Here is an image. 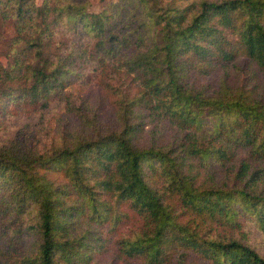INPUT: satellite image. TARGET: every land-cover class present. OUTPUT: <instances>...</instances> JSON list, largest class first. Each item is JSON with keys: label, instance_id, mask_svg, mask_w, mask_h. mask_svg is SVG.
Wrapping results in <instances>:
<instances>
[{"label": "trees", "instance_id": "16d2710c", "mask_svg": "<svg viewBox=\"0 0 264 264\" xmlns=\"http://www.w3.org/2000/svg\"><path fill=\"white\" fill-rule=\"evenodd\" d=\"M176 1L161 10L109 0L94 10L78 0H0L15 33L0 59V115L45 107L81 83L85 51L59 44L53 53L61 28L81 29L114 59L108 66L139 78L115 100L113 123L89 108L76 113L80 125L41 118L0 146V264H264L242 225L254 218L264 231V95L226 77L240 53L264 71V0ZM242 150L261 163L241 158L221 185L199 178ZM129 213L131 229L113 238ZM83 214L105 233L80 225ZM33 231L38 247L24 252Z\"/></svg>", "mask_w": 264, "mask_h": 264}, {"label": "rangeland", "instance_id": "374dc122", "mask_svg": "<svg viewBox=\"0 0 264 264\" xmlns=\"http://www.w3.org/2000/svg\"><path fill=\"white\" fill-rule=\"evenodd\" d=\"M43 0H36L37 4H41ZM85 2L90 9L97 10L102 6H105L109 0H78ZM150 4L153 5L154 9H164L171 3H176V0H148ZM201 0H184L180 1L181 4L190 5L194 3V7L198 6ZM131 5V4H129ZM134 11L130 6L124 7L123 11ZM135 12H137L135 10ZM136 14L133 13V18ZM131 25H134L131 24ZM131 27L123 28L122 31H130ZM13 23L10 19H3L0 17V59L3 63L7 61L11 53V38L14 35ZM56 39L58 40L57 45L53 49V53H59L62 51L59 49V44L62 46L75 45L80 50L85 51L86 60L81 64V67L85 73L83 78H79L81 83L85 84L84 87L80 84H75L74 86H67L64 88L66 96H57L54 101L49 102L45 107L42 106H27L25 104L19 105L16 108H10L8 112L0 115V146L6 143V140L14 136L19 129H21L25 124L38 122L41 118L43 124L47 121L54 123L53 119L59 116V119L63 122L72 123L73 126L81 124L79 120L80 117L76 115L77 112H86L89 108H94L91 113L97 111L102 115L101 121L113 123L112 119V108L114 106L115 100L120 97L121 94L126 93L134 86L139 84V78L134 76L133 73H128L123 66H117V69H112L106 63H113L114 59H110L109 56H101V48L97 47L94 42L88 38L87 34L81 29L65 30L61 28L56 33ZM133 48L131 45H126L125 49L128 50ZM48 53V52H47ZM117 65V64H116ZM91 69L92 75L89 77V70ZM226 77L230 84L242 85L246 88L252 87L256 95H264V71L251 59H249L244 53H240L234 60V64L227 69ZM59 97V98H58ZM117 97V98H115ZM88 101V103L86 102ZM70 106L69 110L67 107ZM105 112L103 116L101 111ZM49 116H52V118ZM207 128V127H206ZM241 158H244L252 165L261 163L259 160H253L252 157L248 155L246 150H242L238 155L237 159L230 161L227 164H221L218 162L211 163L208 169L199 171V178L202 174L206 177L203 179L205 184L215 181L219 185L223 184L224 181L228 179L238 167V162ZM148 170L147 174H150ZM261 175V173H260ZM153 177V176H152ZM154 185L161 187L163 184L162 176L156 173L153 177ZM258 191L264 193V177L260 178L259 182L256 184ZM128 222L123 224L119 229L111 234L113 238L120 237L123 232L130 230V224L136 219V216H131L128 214ZM249 218H251L249 216ZM80 220V219H79ZM89 221L90 225L98 227L102 233H105V229H100L99 225L91 222L86 215L83 214L80 225H85ZM138 221V220H137ZM242 225L247 231V237L245 240L252 245L256 250H258L264 256V231L259 227L254 218L243 219ZM214 227V225H212ZM208 228V225L204 226ZM215 230V229H212ZM38 234L36 231L25 232L23 241L20 243L22 250L24 252H34L38 247ZM108 245H111L108 243Z\"/></svg>", "mask_w": 264, "mask_h": 264}]
</instances>
